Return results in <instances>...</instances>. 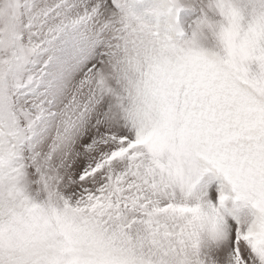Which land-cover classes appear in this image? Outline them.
<instances>
[{
    "label": "snow or ice",
    "instance_id": "1",
    "mask_svg": "<svg viewBox=\"0 0 264 264\" xmlns=\"http://www.w3.org/2000/svg\"><path fill=\"white\" fill-rule=\"evenodd\" d=\"M0 264H264V0H0Z\"/></svg>",
    "mask_w": 264,
    "mask_h": 264
}]
</instances>
